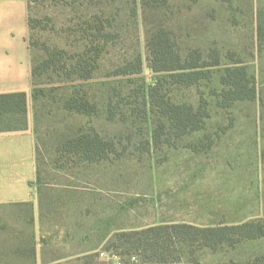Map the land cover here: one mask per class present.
<instances>
[{
	"label": "rangeland",
	"instance_id": "rangeland-1",
	"mask_svg": "<svg viewBox=\"0 0 264 264\" xmlns=\"http://www.w3.org/2000/svg\"><path fill=\"white\" fill-rule=\"evenodd\" d=\"M34 6L40 17L51 12L56 18L58 32H46L43 38L69 50H83L84 37L91 38L84 29L91 32L98 19L104 21L112 40L100 74L135 52L143 57L139 75L99 74L76 82L84 84L99 114L69 112L55 99L48 100L40 114L36 129L42 193L37 235L44 261L111 264V259L100 255L110 252L111 236L132 223H144L148 211L137 200L152 194L154 177L179 175L169 171L181 166L186 175L203 176L204 186L214 188V192L204 191V199L217 202L218 216L209 218L220 219L223 214L227 224L264 223V0H47L44 4L40 0ZM161 28L170 32L183 55L199 48L212 61L218 50L221 61L211 67L209 78L193 85L165 84L164 92L173 101L196 108L203 102L208 114L203 128L170 141L163 136L156 146L152 132L157 117L149 109L148 90L162 73L149 66L147 39ZM237 64L246 66L256 78L257 98L223 106L221 94L227 87L221 76L227 65ZM142 84L148 102L146 117L140 115L145 110L139 93ZM111 97L113 119L105 103ZM80 127H95L114 142L116 151L109 160L88 163L57 150L61 135L73 134ZM3 226L9 231L0 230V261H31L15 253L20 243L15 236L32 229L19 208L0 205ZM121 256L126 264H145L140 257L132 262L131 255ZM256 259L264 263V235L218 250L201 248L172 264H248Z\"/></svg>",
	"mask_w": 264,
	"mask_h": 264
},
{
	"label": "trees",
	"instance_id": "trees-1",
	"mask_svg": "<svg viewBox=\"0 0 264 264\" xmlns=\"http://www.w3.org/2000/svg\"><path fill=\"white\" fill-rule=\"evenodd\" d=\"M29 0V26L30 49L32 54V79L34 84L33 100L35 110V123L48 100L55 99L61 106L74 113L99 114L96 102L88 99V92L84 84L77 81H88L100 74L103 68L104 54L111 42V30L107 29L102 19L95 22L92 31L84 37L83 50H69L68 48L50 43L43 35L48 32H58L56 18L53 13L36 14L34 2ZM46 3L47 0H41ZM78 47V46H77ZM149 50L148 60L150 68L157 73H162L156 84L149 88L150 111L157 117V126L152 132L154 144H160L161 137L168 141L179 138L193 131L203 128L207 116L205 103L199 107L172 100L170 93L164 92L165 84L193 85L200 79L211 76V67L220 64L221 56L214 50L212 61L204 58L201 49L190 50L183 55L177 43L171 38L168 30L161 28L150 34L147 39ZM238 63V62H237ZM143 71V57L140 52H135L122 63L107 70L102 77L139 75ZM133 80V78H128ZM221 82L227 87L221 94L224 97L223 106H229L239 99H256L258 90L256 78L250 76L244 65H227L221 76ZM105 83V81H104ZM143 87V89H142ZM145 105L144 114L147 116L148 102L144 84L141 85ZM112 97L106 100L108 117H116L111 103ZM28 95L26 92L0 94V131L22 129L27 125ZM37 128V126H36ZM36 132L37 129H36ZM38 139V138H37ZM57 150L70 159L78 158L79 161L100 163L110 159L116 151L113 141L102 136L95 127L85 130L80 127L73 134H62ZM38 158V184L42 182L40 165V147L37 146ZM42 188L39 186L41 200ZM20 209L26 217V224L32 229L23 230L16 235L20 241L15 253L29 256L30 262L36 258V232L35 215L32 202L13 204ZM0 230L9 231L5 226ZM11 232V231H10ZM264 235V223L260 221H247L237 224H221L210 226H197L188 223H168L145 227L138 230H121L111 236L107 250L114 254H129L140 257L145 264H172L182 261L187 253L195 255L201 248L218 250L222 245L234 246L245 239H254ZM30 243V246L24 245ZM11 262V261H0ZM135 262V261H134ZM226 264H240L231 261ZM248 264H264L256 259Z\"/></svg>",
	"mask_w": 264,
	"mask_h": 264
},
{
	"label": "crops",
	"instance_id": "crops-1",
	"mask_svg": "<svg viewBox=\"0 0 264 264\" xmlns=\"http://www.w3.org/2000/svg\"><path fill=\"white\" fill-rule=\"evenodd\" d=\"M29 0H0V94L26 92L27 125L22 129L0 131V205L32 202L35 215L36 258L34 262L11 261L0 264H53L44 261L40 237L41 203L38 184L37 132L33 100L32 54L30 49ZM181 166L169 172L179 175L154 177L151 195L138 199L147 220L123 230H138L168 223L197 226L226 223L217 217V202L204 199V177L186 175ZM184 169V170H182ZM209 192H214L208 190ZM208 197V195L206 194ZM215 214V215H214Z\"/></svg>",
	"mask_w": 264,
	"mask_h": 264
},
{
	"label": "built area",
	"instance_id": "built-area-1",
	"mask_svg": "<svg viewBox=\"0 0 264 264\" xmlns=\"http://www.w3.org/2000/svg\"><path fill=\"white\" fill-rule=\"evenodd\" d=\"M100 255L102 257H107L109 259H111L110 261H112L111 264H126L124 258L118 254H114V253H111L109 251H101L100 252ZM137 260V256H132L131 257V261L134 262Z\"/></svg>",
	"mask_w": 264,
	"mask_h": 264
}]
</instances>
